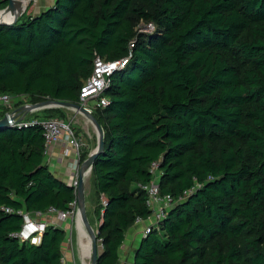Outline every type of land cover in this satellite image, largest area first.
Returning <instances> with one entry per match:
<instances>
[{
  "label": "trees",
  "instance_id": "obj_1",
  "mask_svg": "<svg viewBox=\"0 0 264 264\" xmlns=\"http://www.w3.org/2000/svg\"><path fill=\"white\" fill-rule=\"evenodd\" d=\"M95 55L128 60L92 114L104 133L90 172L96 264H117L125 233L151 216L153 163L174 203L132 264H264V0H55L0 25V95L78 104ZM45 151L38 123L0 127V264H62V228L46 225L37 245L16 237L24 213L76 201Z\"/></svg>",
  "mask_w": 264,
  "mask_h": 264
},
{
  "label": "built area",
  "instance_id": "obj_2",
  "mask_svg": "<svg viewBox=\"0 0 264 264\" xmlns=\"http://www.w3.org/2000/svg\"><path fill=\"white\" fill-rule=\"evenodd\" d=\"M127 61V58L116 61H105L101 57L95 55L91 75L83 82L80 89L78 105L85 109V111L90 115H92L96 109L107 106L108 100L107 98L102 97V93L109 83V77L113 72L123 68L127 64ZM17 99L20 101L23 98L22 96H10L8 94L0 95V105L10 108V103L14 100L17 101ZM91 102L93 105H89ZM31 105L33 104H22L17 109L8 110L4 116L6 117L8 126L26 127L28 125L38 123L43 131L46 148L50 144L58 142L61 139L70 145L75 157L72 162L73 179L70 186L74 189L76 195L79 180L81 178L83 179L82 172L84 167L80 162L81 145L74 136L70 127L60 120L53 118L27 120V115L36 114L41 110L48 109L47 107L32 109ZM66 153L67 151H65V154ZM150 173L152 175L150 182L141 187L146 193V206L152 213L147 219L151 221V224L143 230V237H145L153 228L158 230L160 222L165 218L167 211L174 203L169 196L160 195L158 185L160 174L157 171V165L155 163L151 165ZM76 209L75 201L69 205V209L66 211L49 209L48 213L57 215L59 219L65 220L67 218H72ZM8 211L9 210H6V212ZM34 215L40 216L41 214L36 213ZM23 219V228L20 233L16 234V237L21 242H29L34 245L39 244L46 225L44 223L35 222L32 216L27 213L23 214ZM141 222L142 220L140 218H136L135 224H139Z\"/></svg>",
  "mask_w": 264,
  "mask_h": 264
},
{
  "label": "crops",
  "instance_id": "obj_3",
  "mask_svg": "<svg viewBox=\"0 0 264 264\" xmlns=\"http://www.w3.org/2000/svg\"><path fill=\"white\" fill-rule=\"evenodd\" d=\"M32 0H30L31 2ZM55 0H34L31 6V9L27 11L28 7L25 9L27 12H31L32 15H38L41 11H44L50 8L54 4ZM34 12V13H33ZM27 13V15H30ZM73 111V115L71 120H76L75 123L79 124V127L76 128L75 132L80 140L81 149L80 155L86 154V157L83 161H85L88 156L95 150L97 145V136H92V133L89 131L87 123L84 122L86 119L79 112ZM39 113L33 114L32 119L38 116ZM79 114V115H78ZM85 118V119H84ZM65 151L67 153L65 154ZM74 153L70 148V145L66 143L63 139L58 142L50 144L45 151L44 162L47 164L50 172L60 181L64 182L67 185H71L73 179V171H72V162L74 160ZM89 174L84 175V179L89 176ZM83 179V180H84ZM85 183L83 185L84 195L87 199V192H91V187ZM89 211L92 213L91 219L89 222L88 212L86 214L89 225L92 229H98L99 222L94 213V205L92 203L88 204ZM32 218L35 216L31 215ZM49 222L52 226L60 227L65 231V238L61 245L62 252V264H87L86 260L89 259V248L78 243V235L73 234L75 231V220L74 218H68L66 220H61L57 215L50 216ZM151 224L149 220H142L139 224H134L126 233L125 239L122 246L119 249V260L117 264H132L133 262V252L131 249H134L138 246L140 240L143 238L142 232L143 230ZM72 235L74 236L76 243L75 246L72 243ZM69 240V242H68ZM76 248V249H75ZM85 248V250H84ZM74 249V250H73ZM77 252V255H76ZM131 253V256H130ZM80 255V261L78 259ZM68 259H64V257ZM87 257V258H86Z\"/></svg>",
  "mask_w": 264,
  "mask_h": 264
},
{
  "label": "rangeland",
  "instance_id": "obj_4",
  "mask_svg": "<svg viewBox=\"0 0 264 264\" xmlns=\"http://www.w3.org/2000/svg\"><path fill=\"white\" fill-rule=\"evenodd\" d=\"M33 1L34 0H32L31 2H30V0H21L20 2L19 1H17L16 3L14 2V5H15V12H16V19H17V21H18V19H20L23 15L26 17V16H37L36 14L34 15H32V13L30 12H27V11H29L30 9H31V6H32V4H33ZM28 7V9H27V11L25 10L26 8ZM27 13H29L30 15H27ZM34 13V12H33ZM16 21V22H17ZM153 30V27L151 26V25H145V24H141L140 26H139V32H148V31H152ZM23 99H21L20 101H18V99H17V101L16 100H14V101H12L11 103H10V108H8V107H5L4 105L2 106L3 108L5 107V108H7V111L8 110H14V109H17L20 105H22V104H31L30 102H32L29 98H26V97H22ZM89 105H93V103L91 102V103H89ZM4 108V109H5ZM53 109H56V108H53ZM43 110H41V111H39V112H37V113H39V116H43L44 115V112H42ZM78 112H76V114H77ZM32 115L33 114H31V115H27L26 116V119H32ZM46 116H47V114H45ZM72 115H73V110H70V109H65V108H57L56 110H54L53 112H51L50 114H49V116H51V118H53V119H56V120H60V121H62L63 123H65V124H67L69 127H70V129L72 130V132H73V134H74V136L77 138V140L79 141V143H80V140H79V138H78V136H77V134H76V132H75V130H76V128H74V127H79V124L78 123H75V121L76 120H71V117H72ZM79 115V114H78ZM4 116H5V113H4V115H3V117L1 118V119H3L4 118ZM0 119V120H1ZM85 119V118H84ZM86 121V122H85ZM84 122L85 123H87L86 125H88V127H89V131L92 133V136H95L96 135V131H95V128H94V126L87 120V119H85L84 120ZM80 145H81V143H80ZM87 184V185H89L90 187L92 186V183H91V177H90V175L89 176H87L84 180H83V185L84 184ZM86 185V186H87ZM103 199L102 198H99V199H97L96 198V196H94V194H93V190H91V192H87V199H86V197H85V211H86V214H87V212H88V217H89V222H91L90 221V219H91V216H92V213L89 211V208H88V204L89 203H92L94 206L98 203H100V201H102ZM77 212V209H76V211H75V215L72 217V218H74V220H75V229H76V213ZM50 216H52V214H49V213H47V214H44V215H40V216H34L33 217V220L35 221V222H37V223H44L45 225H51L50 224V222H49V219H50ZM68 219V218H67ZM66 220V219H65ZM93 231L94 232H96V229H93ZM76 232H77V229L75 230V231H73V234H76ZM72 243L74 244V246H75V243H76V240H75V238H74V236L72 235ZM68 242H69V240H68ZM97 248H98V251L100 252L101 251V244H100V242H97ZM76 249V248H75ZM74 250V249H73ZM131 252H134V249H131ZM76 255H77V252H76ZM89 255H90V248H89ZM79 256V258H77L78 259V262L80 261L79 259H80V255H78ZM130 256H131V253H130ZM66 258V256L64 257V259ZM66 259H68V258H66ZM86 262H87V264H90V260L89 259H87L86 260ZM65 264H66V262H65Z\"/></svg>",
  "mask_w": 264,
  "mask_h": 264
},
{
  "label": "water",
  "instance_id": "obj_5",
  "mask_svg": "<svg viewBox=\"0 0 264 264\" xmlns=\"http://www.w3.org/2000/svg\"><path fill=\"white\" fill-rule=\"evenodd\" d=\"M55 3V2H54ZM11 11V12H15V5L13 0H8V5L6 6L5 9L0 10V12H4V11ZM43 11H41L38 15L42 14ZM37 15V16H38ZM17 21L16 17L15 19L11 22V23H2L0 22V25H5V26H12L15 22ZM47 107L48 109L50 108H65V109H70L73 111H77L80 114H82L95 128L96 131V136H97V145L95 150L88 156V158L82 163L83 167H89V173L91 172V168H92V164L95 160V158L103 151L104 149V133L102 128L100 127V125L97 123V121L95 120V118L88 114L85 109H83L80 105L78 104H74V103H70L67 101H44V102H40V103H36L31 105L32 109H40V108H44ZM8 126L6 117H4L3 119L0 120V127H6ZM83 195H84V190H83V179L81 178L79 180V185L77 188V193H76V199L80 198L82 199L83 202ZM76 208H80V212H81V220L88 232V235L90 237L91 240V257H90V263L91 264H96L97 262V258L100 255V252L98 251L97 248V236H98V229L96 232L93 231V229L91 228V226L89 225V222L87 220V216H86V211L85 208L80 205V203H76Z\"/></svg>",
  "mask_w": 264,
  "mask_h": 264
},
{
  "label": "bare ground",
  "instance_id": "obj_6",
  "mask_svg": "<svg viewBox=\"0 0 264 264\" xmlns=\"http://www.w3.org/2000/svg\"><path fill=\"white\" fill-rule=\"evenodd\" d=\"M13 1L16 3L17 1L20 2L21 0H13ZM15 17H16V12L13 13L9 10L4 11V12H0V22H2V23H11L15 19ZM85 174H89V167H84L83 172H82L83 179H84ZM76 203H80V205H82L85 208V195H83V202H82V199L78 198V199H76ZM76 213H77L76 214V229H77V235H78V243L80 244V246L84 245L88 248L90 247V255H89V260H90V257H91V240H90L88 232H87V230H86V228H85V226L81 220L80 208L77 209ZM74 215H75V212H74ZM84 250H85V248H84Z\"/></svg>",
  "mask_w": 264,
  "mask_h": 264
}]
</instances>
